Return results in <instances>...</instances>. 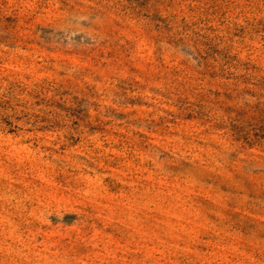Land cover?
Listing matches in <instances>:
<instances>
[{"label": "rangeland", "instance_id": "1", "mask_svg": "<svg viewBox=\"0 0 264 264\" xmlns=\"http://www.w3.org/2000/svg\"><path fill=\"white\" fill-rule=\"evenodd\" d=\"M0 264H264V0H0Z\"/></svg>", "mask_w": 264, "mask_h": 264}]
</instances>
